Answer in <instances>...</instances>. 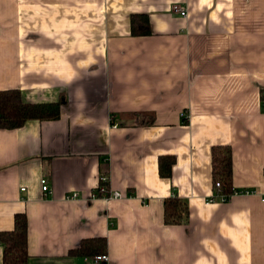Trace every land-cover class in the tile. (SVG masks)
Instances as JSON below:
<instances>
[{
    "label": "crops",
    "instance_id": "crops-1",
    "mask_svg": "<svg viewBox=\"0 0 264 264\" xmlns=\"http://www.w3.org/2000/svg\"><path fill=\"white\" fill-rule=\"evenodd\" d=\"M133 15L150 35L133 36ZM4 90L64 102L0 130V233L25 215L27 264H96L75 251L101 237L97 264H264V0H0ZM215 146L253 195L209 203ZM100 184L123 197L92 199ZM172 197L186 223H165Z\"/></svg>",
    "mask_w": 264,
    "mask_h": 264
},
{
    "label": "trees",
    "instance_id": "trees-1",
    "mask_svg": "<svg viewBox=\"0 0 264 264\" xmlns=\"http://www.w3.org/2000/svg\"><path fill=\"white\" fill-rule=\"evenodd\" d=\"M133 36L144 37L151 34L149 19L146 15H133L131 18ZM63 100L48 104H28L21 99L18 90L0 91V130H14L21 128L31 120L53 121L59 117ZM153 116V115H152ZM148 122L146 115L138 114L139 124L144 126L152 124L153 117ZM175 163L173 157L160 159L159 171L164 178L171 177L172 167ZM212 174L214 201L221 198L228 200L236 192L233 189V153L230 147L215 146L212 149ZM188 210L185 203L172 197L165 202L164 221L167 225H180L188 220ZM27 220L24 214L14 216V227L11 231L0 233L2 247V264H27ZM107 240L105 238H91L82 241L75 251L77 255L94 258L105 255Z\"/></svg>",
    "mask_w": 264,
    "mask_h": 264
},
{
    "label": "built area",
    "instance_id": "built-area-1",
    "mask_svg": "<svg viewBox=\"0 0 264 264\" xmlns=\"http://www.w3.org/2000/svg\"><path fill=\"white\" fill-rule=\"evenodd\" d=\"M172 13L175 14V15H179L181 16L182 18H187L188 16V12L186 9L182 8L181 5L179 4H175L173 5L172 7ZM103 182L106 181L105 179L102 180ZM40 186H41V192L42 194L44 195H49L51 193V190L48 186V183H47V180L45 178H42L40 180ZM21 191H24V189H21ZM96 194L93 195V198L92 199H105V200H114V199H121L123 196L122 194L118 193V192H114L112 194H109L108 193V190L107 188L100 184L99 187L97 188ZM254 192H251V191H241V192H234V194L232 196H230L228 198V200H230L233 196H237V195H253ZM79 197V194L78 193H73V194H70L69 196H67V199H70V200H74V199H77ZM226 199H223L221 198L220 201H223V202H226L228 201ZM215 202L214 200L210 199L209 200V203H213ZM262 202H264V198L262 199ZM94 263H100V262H103V261H107L108 260V256L107 255H99V256H95L94 258L91 259Z\"/></svg>",
    "mask_w": 264,
    "mask_h": 264
}]
</instances>
